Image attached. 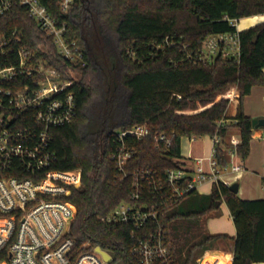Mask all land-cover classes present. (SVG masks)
Segmentation results:
<instances>
[{"label":"trees","instance_id":"trees-1","mask_svg":"<svg viewBox=\"0 0 264 264\" xmlns=\"http://www.w3.org/2000/svg\"><path fill=\"white\" fill-rule=\"evenodd\" d=\"M54 13L68 26L81 59L63 58L26 9L16 6L0 16V39L17 31L21 43H10L9 58L0 62L18 65L17 52L25 48L73 82L77 114L53 131L51 148L57 156L54 170L82 172L81 187L67 198L76 208L69 234L76 248L100 247L112 256L111 264H141L135 249L160 224L175 264H198L218 240L228 238L205 233L220 202L228 206L237 231L232 264L264 263V200H243L222 181L204 200L197 192L173 198L165 184L163 190L157 185L168 170L182 166L186 138L218 135L215 158L222 170L230 163L227 133L235 127L241 134L236 152L243 161L248 158L255 127L244 102L254 87L264 86V22L239 32L238 60L220 54L203 63L198 57L209 37L235 33L234 21L264 15V0H74L70 13L58 8ZM37 78L20 74L1 86L36 89ZM144 124L150 129L147 138L126 141L134 156L122 180L111 160L116 136ZM158 134L171 138V145L158 147ZM144 172L156 184L144 180ZM135 179L145 196L137 205L158 206L159 222L141 228L102 222L119 205L132 202Z\"/></svg>","mask_w":264,"mask_h":264},{"label":"built area","instance_id":"built-area-1","mask_svg":"<svg viewBox=\"0 0 264 264\" xmlns=\"http://www.w3.org/2000/svg\"><path fill=\"white\" fill-rule=\"evenodd\" d=\"M73 5L74 0H0V16L16 6L25 8L29 17L53 39L59 54L75 61L81 59L83 53L77 42L70 40L66 23L54 13L58 8L66 15ZM233 24L237 27V21ZM13 42L21 43L17 31L0 39L2 60L9 58L8 45ZM220 54L224 59H239L238 30L209 37L198 61L208 63ZM17 55L18 65L4 66L0 62V257L3 256L0 264H108L96 248L85 251L88 244L76 248L75 240L69 236L76 208L67 198L73 189L81 187V170L60 172L53 169L57 161L51 148L53 131L70 124L77 114L75 94L70 90L73 82L63 79L46 60L34 59L30 50L21 48ZM20 74L38 76V87L26 86L12 91L1 86ZM149 135L147 124L118 132L117 148L111 160L122 180L128 177L126 166L134 156L133 150L126 147V141L142 140ZM155 140L158 147L161 144L170 146L172 142L164 134L156 135ZM213 141V155L207 159L212 168L211 176L203 166L206 160L199 159L195 177H190L181 166L168 170L165 181L159 180L157 185L163 190L165 184L173 198H183L197 192L198 186L208 180L217 182L219 167L215 155L220 137L214 136ZM143 174L144 180L156 184L150 172ZM133 186L132 202L122 203L101 218L102 222L110 225L132 223L136 228L159 222L158 206L146 202L138 206L145 196L137 179ZM172 252L167 230L160 224L159 230L139 241L135 249L141 264H175Z\"/></svg>","mask_w":264,"mask_h":264},{"label":"crops","instance_id":"crops-1","mask_svg":"<svg viewBox=\"0 0 264 264\" xmlns=\"http://www.w3.org/2000/svg\"><path fill=\"white\" fill-rule=\"evenodd\" d=\"M263 22L264 15L243 18L237 22V30L241 32ZM234 96H239V93L235 92ZM244 110L252 120L264 119V86H256L252 89V93L245 98ZM208 138L207 141H200L201 138L187 139L189 150L187 154L182 151L180 162L190 177H195L199 159L206 160L203 166L210 176L212 174V168L207 159L213 155L214 141L212 137ZM226 142L230 146L228 151L230 163L225 169H219L217 182L222 181L227 186L238 183V196L243 200H264V127L253 129L250 154L245 161L236 152V147L241 143V134L237 128H229ZM236 167L239 169L235 170ZM214 183L216 182L208 180L200 184L197 189L198 195L206 198L211 193ZM218 213V217L213 218L207 226L209 234L226 235L228 238L218 240L212 250L198 259V264L202 262L203 264H232L236 227L225 203H221Z\"/></svg>","mask_w":264,"mask_h":264},{"label":"water","instance_id":"water-1","mask_svg":"<svg viewBox=\"0 0 264 264\" xmlns=\"http://www.w3.org/2000/svg\"><path fill=\"white\" fill-rule=\"evenodd\" d=\"M252 125L255 128H260V127H264V119H254L252 120ZM230 190L235 193L238 194L239 192V184L238 183H234L230 186ZM221 205L220 202L217 203V208H219ZM96 251L102 256V258L104 259V261L108 264H111L113 262V258L112 256L107 253L106 251L102 250L100 247L96 248Z\"/></svg>","mask_w":264,"mask_h":264},{"label":"rangeland","instance_id":"rangeland-1","mask_svg":"<svg viewBox=\"0 0 264 264\" xmlns=\"http://www.w3.org/2000/svg\"><path fill=\"white\" fill-rule=\"evenodd\" d=\"M209 138H208V136L207 137H203V138H201L200 139V141H207ZM188 140H187V138L186 139H184L183 140V142H182V146H181V150L183 151V153H185V154H187L188 153V150H189V144H188ZM199 145H201V143H198ZM201 192V191H200ZM202 196V195H201ZM186 200H189V198H187ZM199 200H204V198H202V199H199ZM174 210V209H173ZM173 210H171L170 212H172ZM219 212V209L216 211V212H214V214L212 215V216H210L208 219H207V221H206V223H205V233L206 234H208L209 233V230H208V224H209V222L213 219V218H216V217H218V213ZM202 258V257H201ZM202 264H203V262H202Z\"/></svg>","mask_w":264,"mask_h":264}]
</instances>
